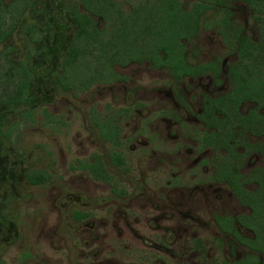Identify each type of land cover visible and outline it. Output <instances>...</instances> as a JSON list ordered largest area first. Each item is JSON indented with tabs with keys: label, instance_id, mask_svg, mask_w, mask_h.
Wrapping results in <instances>:
<instances>
[{
	"label": "rangeland",
	"instance_id": "374dc122",
	"mask_svg": "<svg viewBox=\"0 0 264 264\" xmlns=\"http://www.w3.org/2000/svg\"><path fill=\"white\" fill-rule=\"evenodd\" d=\"M29 1L16 32L0 46V52L14 48L12 63L24 62L32 71L23 104L0 105V264H222L246 258L250 251L237 243L232 257L233 240L220 232L215 216H246L250 209L229 186L212 180L215 152L199 150L195 136L203 128L197 118L202 96H218L227 85L216 88L211 77L175 82L168 71L144 63L117 67L125 81L83 94L63 91L56 79L76 31L72 9L80 0ZM115 1L128 8L125 0ZM180 1L189 9L197 0ZM228 8L233 24L259 41L248 5L231 1ZM32 26L45 31L42 42L31 41ZM220 30L203 25L187 56L193 64L222 59L227 82L236 54ZM176 90L192 112L181 106ZM94 116L116 118L128 172L113 165L111 145L93 125ZM252 140L264 144V138ZM95 154L123 195L80 167ZM257 167L264 160L250 156L244 173ZM32 171L49 173V181L31 185ZM75 211L90 216L79 222Z\"/></svg>",
	"mask_w": 264,
	"mask_h": 264
},
{
	"label": "trees",
	"instance_id": "16d2710c",
	"mask_svg": "<svg viewBox=\"0 0 264 264\" xmlns=\"http://www.w3.org/2000/svg\"><path fill=\"white\" fill-rule=\"evenodd\" d=\"M231 1L247 4L254 13L261 35L259 41L233 24L228 8ZM125 3L128 8L115 0H80L74 5L72 16L76 31L65 49L56 82L63 91L83 94L97 85L127 80L115 71L116 66L145 62L156 69L167 68L174 79L188 74L195 76L213 67L218 79V61L191 67L185 56L189 43L198 36L203 25L220 26L224 42L236 51L240 61L230 68L231 92L219 99L206 98L202 119L210 120L216 131H209L199 139L204 146L217 150L215 177L228 183L240 203L251 209L250 215L237 218L215 216L217 226L264 256V171L246 178L240 173L241 155L236 152L238 145L248 146L244 137L247 130L255 135L264 134V115L260 113L264 110V0H197L189 9H185L180 0H125ZM29 7V0H0V46L16 32ZM28 33L33 42L44 40L45 31L37 26L30 27ZM14 52L9 46L0 52V105L16 107L23 104L30 91L32 71L24 62L12 63L9 57ZM178 93L186 105L181 92ZM245 102L255 104L248 114L239 111ZM92 123L101 138L111 145L109 155L113 165L128 172L116 118L100 120L94 116ZM235 136L241 143H237ZM260 149L264 153L263 147ZM221 150H226L227 154ZM80 167L88 170L95 180L110 184L114 194L120 193L101 155H93L91 162ZM27 179L31 185H41L49 181L50 174L32 171ZM252 181L259 183L258 190L253 192L244 188L245 183ZM89 216V213L74 212L79 222ZM236 223L251 229L254 239L240 235ZM223 264H264V259L259 261L256 255H248L235 263L225 260Z\"/></svg>",
	"mask_w": 264,
	"mask_h": 264
},
{
	"label": "flooded vegetation",
	"instance_id": "af4514ba",
	"mask_svg": "<svg viewBox=\"0 0 264 264\" xmlns=\"http://www.w3.org/2000/svg\"><path fill=\"white\" fill-rule=\"evenodd\" d=\"M242 3H243V2H242ZM243 33L245 34L244 30H243ZM245 35H247V34H245ZM248 36H249V35H248ZM250 37H251V36H250ZM195 38H196V37H195ZM195 38H194V39H195ZM252 38H253V37H252ZM192 41H193V40H192ZM69 42H70V41H69ZM68 44H69V43H68ZM233 51H234V50H233ZM234 52H235V54H236V55H235V60H234L233 62L229 63L228 68H227V76H228V78H227V82L223 79V73H224V71H225V67H224L223 60L220 59V58H213V59L210 60V61L198 62V63H194V64H193V63H190V62H189V60H188V56H187V53H186V56H185V60L187 61V63H188L189 66H191V67H196V66H199V65L208 64V63H213V62L218 61V62H219V67H218V68H219V78H218V79H217V78L214 76V74H213V71H214V68H213V67L207 68V69H205L201 74H198V75H195V76H193V75H189V74H188V75H184V76H183L182 78H180V79H174L173 76H172V74H171V72H170L167 68L156 69V68H154L149 62H145V63H148V64H149L153 69H155V70H166V71H168V72L170 73V75H171L173 81H175V82H182V81H184V80H186V79H199V78H204V77H211L212 80H213V84H214V86H215L216 88H225V86L227 85V90H226L224 93H222V94H220V95H218V96H211V95H203V96H202V99H201V100H202V109H201V111L197 114V118H198L199 121L202 123L203 128H202V130H198V131H196L195 136H196V139H197V141H198V148H199V150H203V151H205V150H213V151L215 152L214 159L211 161V166H212L213 169H214V178L211 177V179L213 178L212 180L215 181V182H217V183H219V184L229 186L231 191H232V188H231V186H230L228 183L220 182V181L215 177V174H216V166H215L216 162H215V161H216V157H217V150H216L214 147L204 146L202 143H200V139H199V138H200V137H203V135H204L205 133L209 132V131H212V132H215V131H216V129H215L214 127L211 126L210 120H204V119H202V116L205 114V111H206V109H205V102H206V98L219 99V98H221V97H223V96H225V95H227V94H229V93L231 92V90H232V82H231V76H230V68H231V66H232L233 64H235V63H237V62L240 61V57H239V55L236 53V51H234ZM131 64H138V63H131ZM143 64H144V63H143ZM129 65H130V64H129ZM117 67H122V66H116V67L114 68L115 71H116V68H117ZM126 67H127V66H126ZM116 72H117V71H116ZM117 73H118V72H117ZM118 74H119V73H118ZM120 75H121V74H120ZM119 82H120V81H119ZM115 83H117V82H115ZM111 84H114V83H111ZM111 84H109V85H111ZM97 86H102V85H97ZM104 86H107V85H104ZM178 91L181 92L182 96H183V93H182L181 90H176V96H177V98H178L179 103L181 104V106H182L184 109H186V110L189 111V112H192V109H191L189 103L187 102V100L184 98V96H183V98H184V100H185V102H186V105H184L183 102L180 100V98L178 97V94H179ZM245 105H252V107H251L248 111L244 112L242 109H243V107H244ZM254 107H255V104H254V103H252V102H245V103H243V104L240 106L239 111H240V113H242V114H248V113L252 110V108H254ZM260 113L264 115V110L261 109V110H260ZM209 119H210V117H209ZM177 120H179V122H181L180 118H177ZM238 129H239V128H238ZM244 132H245V130H244ZM235 137H237V136H235ZM244 137H245V139L247 140V142L249 143L248 146H246V145L243 146V145L240 144V145H238V146L236 147V152L239 153V154L241 155V156H240V159H241V164H242V166L240 167V173L243 174L246 178H247V177H251L252 175H260V172L264 171V167H257V168H255V169H253L252 171H249L248 173H244V168H245L246 162H247V160H248V158H249L250 156H253V155H260V156L262 157V159L264 160V153H262V152H261V149H260V147H261V148L263 147V149H264V144H263L262 142L258 141V140H255V139H258V138H264V134L255 135V134H253L252 132H250V131L247 130V132L245 133ZM252 139H254L255 141H253ZM236 141H237V143H241V139H240L239 137H237ZM221 152H222L223 154H227L226 150H221ZM202 162H203L204 164L207 165V161H206V160H205V161L203 160ZM254 184H255L256 187H257L256 190H258V188H259V183H258L257 181H252V182H249V183H245V184H244V188L247 189L248 191H252V192H253V191H256V190H250V189L248 188V186H251V185H254ZM232 193H233L235 199L238 201V203L241 204L240 201H239V200L237 199V197L235 196V194H234L233 191H232ZM241 205H243V204H241ZM243 206L249 208V207L246 206V205H243ZM249 209H250V208H249ZM250 214H251V209H250ZM223 216H226V215H223ZM241 216H245V215H241ZM246 216H247V215H246ZM233 217H234V218H237V217H240V216H233ZM239 226H240L241 228L247 230V231L252 232L253 236H252L251 238H249V237H245V236L241 233L240 229L238 228ZM218 228H219V227H218ZM236 229L238 230V232L240 233V235H242L243 237H245V238H247V239H254V237H255L254 232H253L251 229L246 228V227L240 225L239 223H236ZM219 230H220V229H219ZM220 232L223 233V234H225V235H227V236H229V237H231L232 240H233V243H232V242L229 243L230 246H231V255H232V257L235 256V253L233 252V250H236V249H237L236 246H235L236 243L239 244V245H241L243 248H245V249H247V250L250 251V253H247V254H246L247 256H248V255H262L261 253H258V252H256V251H253V250H251L249 247H247L246 245L240 243V242L237 241L236 238L233 237L232 235H230V234H228V233H225V232H223V231H221V230H220ZM234 243H235V244H234ZM262 256H263V255H262ZM260 257H261V256H260ZM227 260H228V259H227ZM240 260H242V259L236 258V260H233V261L228 260V261L235 263V262L240 261ZM260 260H262V259H260ZM224 261H225V260H224ZM222 264H223V263H222Z\"/></svg>",
	"mask_w": 264,
	"mask_h": 264
}]
</instances>
